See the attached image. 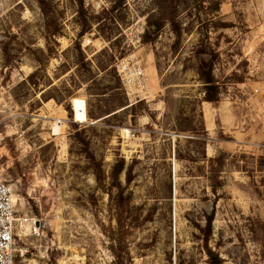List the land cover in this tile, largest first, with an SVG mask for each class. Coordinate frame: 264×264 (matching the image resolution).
Returning a JSON list of instances; mask_svg holds the SVG:
<instances>
[{"label": "rangeland", "instance_id": "1", "mask_svg": "<svg viewBox=\"0 0 264 264\" xmlns=\"http://www.w3.org/2000/svg\"><path fill=\"white\" fill-rule=\"evenodd\" d=\"M0 135L14 264H264V0H0Z\"/></svg>", "mask_w": 264, "mask_h": 264}, {"label": "built area", "instance_id": "2", "mask_svg": "<svg viewBox=\"0 0 264 264\" xmlns=\"http://www.w3.org/2000/svg\"><path fill=\"white\" fill-rule=\"evenodd\" d=\"M120 68L123 70L124 79L127 82L142 83L144 81V74L140 68L137 67L132 71L127 69L125 65H120ZM123 134L128 136L129 131L124 129ZM3 140L4 137L0 135V143ZM27 224V219L16 216L11 186L5 182H0V264H14V236L18 227H25ZM33 232L37 233L38 228H34Z\"/></svg>", "mask_w": 264, "mask_h": 264}, {"label": "trees", "instance_id": "3", "mask_svg": "<svg viewBox=\"0 0 264 264\" xmlns=\"http://www.w3.org/2000/svg\"><path fill=\"white\" fill-rule=\"evenodd\" d=\"M153 32H154V30H153ZM83 33H84V31H82V33L79 34V37H81L83 35ZM77 49L79 50V44L77 45ZM82 60H84V59H82ZM82 60H80L81 63H82ZM199 77H200V80L202 81L203 87H204L203 101L208 102V103H215L217 101L216 97L218 94V87L216 86L214 78L211 75L210 69H208L206 73H200ZM85 103H86V117L89 120L96 121L102 117H106L109 115L110 116L108 118L116 116L115 111H111V112L103 115L102 117H94L92 111L89 109L90 108L89 101H85ZM123 108H124V106H123ZM66 110L68 111V115L71 117L72 113L70 111V108L66 107ZM210 223H211V219L209 218L208 219V225H210Z\"/></svg>", "mask_w": 264, "mask_h": 264}, {"label": "crops", "instance_id": "4", "mask_svg": "<svg viewBox=\"0 0 264 264\" xmlns=\"http://www.w3.org/2000/svg\"><path fill=\"white\" fill-rule=\"evenodd\" d=\"M209 107H211V106H209ZM206 121H207V120H206ZM208 122H209V128H212V127L214 126V121H213V120H211V119H209V121H208ZM227 122H228V123H229V122L231 123V122H233V120H231V119H230V120H229V121H227Z\"/></svg>", "mask_w": 264, "mask_h": 264}, {"label": "bare ground", "instance_id": "5", "mask_svg": "<svg viewBox=\"0 0 264 264\" xmlns=\"http://www.w3.org/2000/svg\"><path fill=\"white\" fill-rule=\"evenodd\" d=\"M54 132H58V129L56 126H54ZM55 135V134H54ZM13 200H14V197H13Z\"/></svg>", "mask_w": 264, "mask_h": 264}]
</instances>
